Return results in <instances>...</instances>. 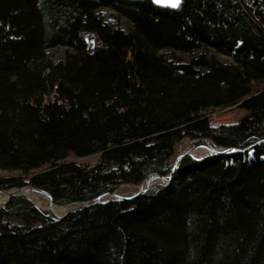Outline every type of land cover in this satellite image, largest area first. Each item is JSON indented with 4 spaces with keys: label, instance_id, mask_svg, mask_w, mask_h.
Masks as SVG:
<instances>
[{
    "label": "trees",
    "instance_id": "trees-1",
    "mask_svg": "<svg viewBox=\"0 0 264 264\" xmlns=\"http://www.w3.org/2000/svg\"><path fill=\"white\" fill-rule=\"evenodd\" d=\"M103 7L131 28L106 24ZM263 23L264 0H0V190L90 203L169 174L185 137L232 148L184 155L170 181L62 217L10 195L0 264H264ZM57 46L64 60L45 62ZM207 48L231 60L193 55ZM231 106L238 121L210 124Z\"/></svg>",
    "mask_w": 264,
    "mask_h": 264
},
{
    "label": "rangeland",
    "instance_id": "rangeland-1",
    "mask_svg": "<svg viewBox=\"0 0 264 264\" xmlns=\"http://www.w3.org/2000/svg\"><path fill=\"white\" fill-rule=\"evenodd\" d=\"M96 14L106 24L110 25L111 27L118 26L124 31H128L131 28V24L125 18L121 17L115 10H113L109 7L100 8L99 10H97ZM263 26H264V23H263ZM88 42L91 43L92 41L88 40ZM69 51L70 50H68L67 48H65L63 46L48 48L45 50V59L44 60H45V62H51V63H56L58 61H62V60H64L66 54ZM201 52L205 53L208 57H214L215 59H217L219 61L228 62L231 60V58L228 56L216 54L210 48L197 50L194 52L193 55L196 56ZM158 54H161L162 56H164V58H166V60L172 61V62L179 61V60H181L183 62H188L191 59V55H189V54H183V53H179V52L169 51L167 49H163V50L158 51ZM243 114H244L243 109L239 108L238 106H231V107H227V108H223V109H219V110H214L212 112L210 118H209V122L212 126H218L220 124H231V123L238 121L239 118L242 117ZM195 141L196 140H192L188 137H185L182 140H180L175 146L174 154L172 157V163L174 164L177 157L180 154H183L185 152L190 151L188 154H184V155H190V156L195 157V158H202V157H205V156L212 153L208 149V147H211L212 149H225L222 147L213 146L212 142L209 139H206L205 142H203V143H200V142L196 143ZM244 149H246V148H244ZM97 157H98V155L93 154V155H89L86 157H71V158L77 162L93 163V162H95ZM179 161H178V163H179ZM1 174H3L2 171H0V175ZM149 176H151V179L148 180V182H150L149 186H145V181L149 178ZM165 176H168V174ZM164 182H168V181H165L162 178H159L157 173H150L138 185L122 184L114 192L102 194L100 202H104V201L114 199V196L112 195V193H114L115 195L120 196V197H129V194H134L137 191L144 190L146 187L149 188L151 186H154L157 183H164ZM21 188L29 189L32 187L31 186H24ZM16 189H19V188H12L9 190H0V207L4 204L6 199L9 197V196H7V194L5 192L13 191ZM21 193L24 196H26L37 208H39L41 210L48 211L52 215L55 214L57 216H61V215L65 214L67 211L72 210L78 206H82V205L87 206L93 202V200H92V202H90V203L84 202V203H70V204H65V205H58L52 201V203L50 202L51 205H49V207H48V205H46L45 199L40 195L41 192L30 190L28 192H24V193L21 192ZM31 193L34 194L33 195L34 198L37 197L38 202H39L38 204H37V202H35L36 200H33L30 198L29 195H31ZM52 205H55L59 208L58 212H54L51 210L50 206H52ZM74 210H77V209H74ZM70 212H72V211H70ZM67 213H69V212H67ZM57 216H55V217H57Z\"/></svg>",
    "mask_w": 264,
    "mask_h": 264
},
{
    "label": "water",
    "instance_id": "water-1",
    "mask_svg": "<svg viewBox=\"0 0 264 264\" xmlns=\"http://www.w3.org/2000/svg\"><path fill=\"white\" fill-rule=\"evenodd\" d=\"M208 149L212 152L211 154H223V153H227V152H231V151H232V148H225V149H212L211 147H208ZM246 149H247V148H246ZM235 150H236V149H235ZM189 152H190V151H189ZM189 152H185V153H183V154H180V155L177 157L176 161L174 162V164H173V166H172V168H171V170H170L168 176H161V175H158V174H157V175L159 176V178H162V179L165 180V181H170V179L174 176L175 170H176V168H177V166H178V161L181 159L182 156H184V154H188ZM148 179L150 180V179H151V176H149ZM149 183H150V182H149ZM149 183H148L146 186H149ZM147 189H148V187H146L144 190L137 191L136 193L133 194V196H136V195H138V194H141L142 192H144V191L147 190ZM30 190L38 191V192H41V193H43V194H46V195L49 197L50 202L52 203V199H51L50 195H49L46 191H44L43 189L36 188V187H32V188H29V189H23V188L20 189V188H19V189L13 190V191L5 192V193L7 194V196H10V195H13V194H16V193H21V192L24 193V192H28V191H30ZM112 195L114 196V199H117V198H118V199H120V198L127 199V198H130V197H131V196H129V197H120V196L115 195L114 193H112ZM101 197H102V196L97 197L96 199L93 200L92 203H98V202H100V201H101ZM84 206H86V205L78 206V207H76V208H74V209H80V208H82V207H84ZM74 209L69 210V211H67V212L73 211ZM67 212H66V213H67ZM66 213H65V214H66ZM65 214H63V215H65ZM54 215H55V214H54ZM63 215H61V216H57V215H55V216H57V217H62Z\"/></svg>",
    "mask_w": 264,
    "mask_h": 264
},
{
    "label": "bare ground",
    "instance_id": "bare-ground-1",
    "mask_svg": "<svg viewBox=\"0 0 264 264\" xmlns=\"http://www.w3.org/2000/svg\"><path fill=\"white\" fill-rule=\"evenodd\" d=\"M148 180H149V179H147V180L145 181V186L149 183ZM147 182H148V183H147ZM39 194H40V193H39ZM33 195H34V194L31 193V195H29V196H30L31 199L36 200L35 202H37V204H38L39 202H38L37 197L34 198ZM40 195L45 199L46 205H48V207H49V205H51V204H50V199H49V197H48L46 194H42V193H41ZM50 208H51V210L54 211V212H58V210H59V208H58L57 206H55V205L50 206Z\"/></svg>",
    "mask_w": 264,
    "mask_h": 264
},
{
    "label": "snow or ice",
    "instance_id": "snow-or-ice-1",
    "mask_svg": "<svg viewBox=\"0 0 264 264\" xmlns=\"http://www.w3.org/2000/svg\"><path fill=\"white\" fill-rule=\"evenodd\" d=\"M155 3L165 4L171 7H179L181 4V0H154Z\"/></svg>",
    "mask_w": 264,
    "mask_h": 264
}]
</instances>
